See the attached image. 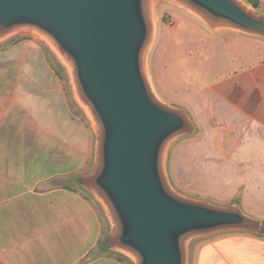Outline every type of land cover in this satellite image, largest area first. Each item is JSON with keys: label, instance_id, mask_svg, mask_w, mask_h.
Listing matches in <instances>:
<instances>
[{"label": "water", "instance_id": "95a60500", "mask_svg": "<svg viewBox=\"0 0 264 264\" xmlns=\"http://www.w3.org/2000/svg\"><path fill=\"white\" fill-rule=\"evenodd\" d=\"M158 1L0 0V43L33 35L65 67L98 136L81 184L109 215L106 246L135 264H188L194 238L228 229L264 235V221L240 203L187 197L169 181V149L194 124L158 97L150 78ZM169 1L213 27L264 38V13L241 0Z\"/></svg>", "mask_w": 264, "mask_h": 264}, {"label": "crops", "instance_id": "0c3cea01", "mask_svg": "<svg viewBox=\"0 0 264 264\" xmlns=\"http://www.w3.org/2000/svg\"><path fill=\"white\" fill-rule=\"evenodd\" d=\"M58 68L38 39L0 43V264H135L106 246L111 225L81 184L95 162L97 133ZM235 77L228 96L236 99L238 185L249 163L264 162V61ZM223 252L214 247L201 262L221 256L227 264ZM234 261L264 264V240L236 236Z\"/></svg>", "mask_w": 264, "mask_h": 264}, {"label": "rangeland", "instance_id": "374dc122", "mask_svg": "<svg viewBox=\"0 0 264 264\" xmlns=\"http://www.w3.org/2000/svg\"><path fill=\"white\" fill-rule=\"evenodd\" d=\"M241 1L252 7L249 0ZM260 1V8L255 10L264 13V0ZM156 21V36L148 57L154 90L161 100L184 110L194 124L193 132L175 140L169 149L167 174L171 185L187 197L218 206L240 203L248 214L264 220V162L249 163V171H242L244 183L236 185V99L228 96L236 89V70L264 61V38L213 27L169 0L158 1ZM26 36L44 43L55 63L62 65L43 40ZM62 67L73 105L85 113ZM103 212L111 225L104 208ZM236 236L264 240V235L230 229L199 236L190 241L188 264H203L201 253L207 255L214 247L229 257L227 264H236ZM218 258L215 264H223V258Z\"/></svg>", "mask_w": 264, "mask_h": 264}, {"label": "trees", "instance_id": "16d2710c", "mask_svg": "<svg viewBox=\"0 0 264 264\" xmlns=\"http://www.w3.org/2000/svg\"><path fill=\"white\" fill-rule=\"evenodd\" d=\"M249 3L254 6L255 8H260V4H261V1L260 0H249ZM25 37H28L26 35H22L18 38H25ZM58 74H60L62 77H65V73H64V68L62 67V65L59 64V68L57 70ZM240 200V198H239ZM243 206V205H242ZM253 216V215H252ZM256 217V216H254ZM258 218V217H257ZM260 219V218H259ZM264 221V220H263ZM260 235H263V234H260Z\"/></svg>", "mask_w": 264, "mask_h": 264}]
</instances>
